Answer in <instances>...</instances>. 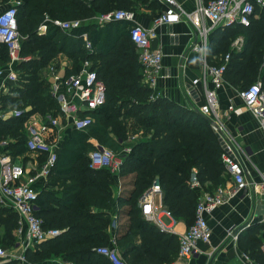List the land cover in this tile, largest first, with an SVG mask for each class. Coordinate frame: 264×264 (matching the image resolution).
I'll list each match as a JSON object with an SVG mask.
<instances>
[{
  "label": "trees",
  "instance_id": "obj_1",
  "mask_svg": "<svg viewBox=\"0 0 264 264\" xmlns=\"http://www.w3.org/2000/svg\"><path fill=\"white\" fill-rule=\"evenodd\" d=\"M18 1L16 21L22 36L20 54L29 57L14 64L21 84L12 86L1 96L4 106L10 105L13 110L21 111L19 115L10 113L0 118V139L11 137L14 140L9 144L10 150L13 153L25 150L27 137L22 126L29 115L59 111L43 72L59 54L70 60L67 74L76 72L82 60L90 59L97 77L104 84L105 102L90 111L97 116L99 126L88 134L98 142L104 140L113 145L114 139L109 131L116 133L121 140L127 137V129L142 128L144 131V138H136L130 144V150L122 156L117 176L126 177L127 181L124 189L113 197L116 175L106 167L90 166L88 152L92 143L84 132L90 130L95 119L86 131L73 130L72 136L62 144V151L58 152L57 161L37 198L36 214L41 217L43 227L57 228L61 233L27 247L26 256L38 264H54L47 259L52 256H60L74 264H111L95 249L100 245L114 244L129 264L172 263L177 257L178 236L146 219L140 211L139 198L153 183L158 184L164 208L171 216L190 226L199 195L198 189L190 185L192 175L207 191H213L228 178L216 134L195 107L153 94L130 39V22L112 20L92 29L95 23L90 21L71 34L48 23L45 32L38 31L45 15L87 19L114 9L137 11L142 6L157 14L160 4L156 0ZM84 31L92 41L91 52L84 47L81 37ZM239 33L244 36L243 47L231 49V42ZM263 51L264 8L255 4L248 24L234 22L213 29L206 54L209 58L214 56L215 63H220L223 56L229 54L223 78L240 90L257 79L264 83ZM0 59L9 61L3 43H0ZM112 212L117 221L120 216L126 218L125 223L116 221L114 242L109 235L114 220ZM17 221L16 211L0 203V241L3 247L15 243ZM260 227L264 229V222L247 225L238 233L237 243L243 253L264 264V250L261 248L264 231L256 234Z\"/></svg>",
  "mask_w": 264,
  "mask_h": 264
},
{
  "label": "built area",
  "instance_id": "obj_2",
  "mask_svg": "<svg viewBox=\"0 0 264 264\" xmlns=\"http://www.w3.org/2000/svg\"><path fill=\"white\" fill-rule=\"evenodd\" d=\"M162 5L160 11L152 18L150 25L145 26L135 21V13L132 10L114 9L98 13L89 18L61 19L50 18L45 15L38 27L40 33L45 32L48 23L58 27L62 31L71 34L84 23L95 20L103 25L112 20H124L130 22V39L137 49L138 61L141 64L143 75L157 95V79L161 76L163 53L160 49L151 47L152 40L157 36V28L160 25L185 20L189 22L197 32V42L192 46L198 52L204 70V95L205 102L199 107V111L211 119V125L224 146L221 151V159L228 175L226 185H218L213 191L203 190L198 195L194 210V220L190 226L178 236L177 259L182 264H188L193 254L197 252L199 241L208 242L211 237V228L207 221L216 207L225 203L229 198L244 195L243 192L258 186L264 200V172H260L258 183L246 177L245 157L247 150L236 144L235 140L226 132L218 114L217 90L224 82L223 71L229 54H225L220 63H210L206 58L208 45V33L215 26H228L234 22L248 24L255 4L264 8V0H194L192 8L187 9L178 0H156ZM18 0H8L0 8V43L6 45L8 50V64L14 65L29 56L20 54V38L17 29ZM84 47L91 52L92 41L89 34L81 33ZM92 61L84 59L76 72L67 74L66 69L70 65L55 64L50 62L46 67L52 77L50 89L58 102L59 111L56 114L48 113L43 121L35 127L30 126L29 137L26 140L28 150L45 155L40 169L33 174H27L22 165L14 163L7 153H0V202H5L8 207L16 211L18 215L17 226L14 229L15 244L27 248L47 238H52L61 233L57 228H44L42 219L36 214L38 191L34 188L35 180L41 176L48 177L49 172L57 161L59 143L62 132L71 127L75 130L86 131L94 122L90 111L101 106L105 102V87L97 77L96 70L92 68ZM262 65L264 66V51L262 53ZM61 72H64L62 74ZM8 80H17V72L12 69L5 72L0 69V76ZM198 79H194L196 83ZM207 82L210 85H207ZM244 106L257 119L259 127L264 131V83L257 79L246 88L237 90ZM231 109L232 106H229ZM14 115L21 111L14 109ZM3 116L0 115V118ZM133 138V136H132ZM92 149L88 153L90 166L93 168L106 167L113 173H118L122 156L130 150L125 146L121 153H115L112 149L91 139ZM190 185L198 187L199 182L195 176L191 177ZM200 187V186H199ZM146 193L145 195H143ZM139 198V208L144 217L160 224L156 212L161 207V188L153 183ZM166 213L170 215L169 211ZM115 223V219L114 222ZM234 239L237 234L229 231ZM112 242H114L112 240ZM96 252L108 258L111 264H129L121 256L118 249L110 245L96 247ZM7 254L6 249L0 246V257ZM245 264H261L247 253H243ZM19 259L25 260L23 255ZM178 263V262H177Z\"/></svg>",
  "mask_w": 264,
  "mask_h": 264
},
{
  "label": "crops",
  "instance_id": "obj_3",
  "mask_svg": "<svg viewBox=\"0 0 264 264\" xmlns=\"http://www.w3.org/2000/svg\"><path fill=\"white\" fill-rule=\"evenodd\" d=\"M178 1L187 9L192 8L194 5V0ZM160 7L162 8L161 4ZM134 13L135 21L145 26L150 25L154 17L147 15V10L144 7L134 11ZM218 26L210 29L208 38L213 29ZM197 36V32L193 26L185 20L167 23L157 28V36L152 40L151 47L153 49L158 48L163 53L161 76L157 79L156 84V90L159 94L172 99L178 104L195 107L199 110V107L205 102L203 87L206 82L204 83V70L200 55L192 48V45L198 40ZM237 36L242 41L241 47L240 45L237 46V40H235L231 43V49L240 50L243 47V34L239 33ZM233 45H236V47ZM206 58L210 63L215 64L214 56L209 58L206 54ZM52 62L56 65L59 63L70 65L69 58L62 54H59L56 61L54 60ZM0 69H3L5 74L12 69L18 72L14 68V65H10L1 59ZM43 72L47 81L50 83L52 77L49 75L47 67L44 68ZM61 73L64 74V72ZM3 76L4 74L0 76V83L3 86L0 87V90L4 94L8 93L12 86L21 84L18 78L12 81ZM194 79H198L196 83H193ZM207 85H210V83L207 82ZM190 90L192 91L191 93ZM217 98L218 114L226 132L233 137L236 144L247 150V156L245 157L246 177L258 183L260 179L259 173L264 172V131L259 127L254 115L242 103L241 98L237 94V89L225 79L222 86L217 90ZM229 106H232V108L230 109ZM12 112L13 109L10 105L4 106L0 96V115L7 116ZM43 119L44 117L40 113L29 115L22 126V130L27 137L26 139L29 137L30 126L35 127ZM209 125L216 134L210 122ZM129 138L128 140L131 144L136 138L140 137L134 133ZM11 142H14L11 137L0 139V153L9 154L12 161L22 165L27 174L36 173L43 164L45 155L30 151L26 146L25 151L13 153L9 148ZM35 156L40 157L42 161L38 160ZM115 175L117 178L116 183H118L120 177L117 176V173ZM192 176L195 175L193 174ZM227 180L228 178L225 180L226 187L230 185H228ZM46 181L47 178L41 176L35 180L33 186L38 193L44 188ZM196 189H198L199 193L205 190L201 185H198ZM243 194H237L229 198L225 203L216 207L210 214H207V221L211 228L210 240L208 242L199 241L197 243L198 251L193 254L188 264H245L247 262L243 257V251L237 243L238 234L237 238L234 239L229 234V231H233L236 226L241 225L249 219L252 221L251 223L264 222V215L261 213L264 210L262 205L264 200L258 186L255 188L251 186ZM258 201L261 203L259 207ZM1 205L8 207L5 202L1 203ZM112 213L114 219L115 213ZM156 217L163 226V228L160 227L161 229L175 233L177 236L189 227L184 220L167 214L162 202L161 207L156 212ZM258 230L260 234L264 231L261 227ZM256 234L259 235V233ZM14 244L3 247L6 249L7 254L0 257V264L6 261L12 262L13 264H38L28 259L26 256L27 248L25 249L22 246L15 247ZM261 248L264 250V239L262 240ZM21 255L25 257V260L19 259ZM58 257L60 259L62 258L60 256ZM170 264L182 263L175 258Z\"/></svg>",
  "mask_w": 264,
  "mask_h": 264
},
{
  "label": "rangeland",
  "instance_id": "obj_4",
  "mask_svg": "<svg viewBox=\"0 0 264 264\" xmlns=\"http://www.w3.org/2000/svg\"><path fill=\"white\" fill-rule=\"evenodd\" d=\"M6 2H3V1H0V8H2L3 6H4V4H5ZM157 6V5H156ZM142 7H144V6H142ZM146 10H147V15H150V16H154L155 14H156V12L154 13L153 12V9H148V8H146ZM154 11H156V9L154 10ZM157 11H158V9H157ZM92 23H95L94 24V26H92V29H96V27L97 26H102L101 24H99L98 22H96L95 20H93L92 21ZM97 25V26H96ZM235 40H237V46L238 45H240V47H241V44H242V41L240 40V39H238V36H236L235 38H233V40H232V42H234ZM231 42V43H232ZM233 46H235L236 47V45H233ZM136 49V48H135ZM136 52H137V49H136ZM17 78L19 79V76H18V72H17ZM0 87H3V86H1V83H0ZM0 92H1V95L0 96H2V95H4V93H2V90H0ZM3 97V96H2ZM43 115V114H42ZM47 116V114H44L43 115V117H46ZM91 116L95 119V122H94V124H93V126L90 128V130H87L86 132H84V133H86V134H88L90 131H94V130H96L97 129V127L99 126V124H98V121H97V116L95 115H93V114H91ZM73 130L74 129H72L71 127H67L63 132H62V134H61V137H60V139H58V143H59V149H58V152L59 151H62V147H63V145H64V141H66L65 139L66 138H68V137H71L72 136V134H73ZM131 132V133H130ZM133 133H135L137 136H139L140 138H144L143 137V134H144V131H143V129L142 128H139V129H136L135 128V130H133V131H130V130H126L125 131V135L127 134V137L126 138H124L123 140H121L120 138H119V136H117V134L116 133H113V132H111V131H109V134H110V137L112 138V139H114V142H113V145H110L109 143H105L104 142V140H101V141H99V142H103V143H105L106 144V146H109V148L110 149H112L115 153H121L122 152V149H123V147H125V146H130V143H129V140L128 139H130L129 138V136L131 135V134H133ZM124 134V133H123ZM129 135V136H128ZM91 139H95L94 137H92V135L91 134H88L87 135V140L88 141H91ZM125 141V142H124ZM122 142H124V144L122 143ZM63 144V145H62ZM123 144V145H122ZM92 145V147H93V144H91ZM121 145V146H120ZM91 147V148H92ZM90 150L91 149H89V152H90ZM25 151V150H24ZM88 152V153H89ZM38 160H41L42 161V159L40 158V157H37V156H35ZM120 177V176H119ZM126 181H127V178L125 177V178H119V182L118 183H116L115 185H114V187H113V189H112V196L113 197H115L116 195H118L123 189H124V187H125V184H126ZM225 184V181L223 182V183H221V184H218V185H224ZM217 185V186H218ZM113 219V218H112ZM119 220L117 221V218H115V223H113L114 222V220H112V222H111V225H110V227H109V235H110V240L112 239L113 240V237H114V231H115V228H116V225H118V224H120V223H125L126 222V218L125 217H122V216H120V218H118ZM116 221H117V223H116ZM111 233H112V236H111ZM259 234H260V232H258ZM0 246L1 247H3V244H2V242L0 241ZM5 246V245H4ZM48 260H51V261H53V263L54 264H74L73 262H71V261H67V260H64L63 258H59L58 256H52V257H50V258H47Z\"/></svg>",
  "mask_w": 264,
  "mask_h": 264
},
{
  "label": "water",
  "instance_id": "obj_5",
  "mask_svg": "<svg viewBox=\"0 0 264 264\" xmlns=\"http://www.w3.org/2000/svg\"><path fill=\"white\" fill-rule=\"evenodd\" d=\"M191 92H192V91L190 90V93H191ZM196 111H197L198 113H200L204 119H206L208 122L211 123V119H210L208 116L202 114L198 109H196ZM218 140H219V142H220L221 147L223 148V146H224L223 141H222L220 138H218ZM145 194H146V193H144L143 195H145ZM143 195H142V197H143ZM258 204H259V205H258V207H259V206L261 205V203L258 201ZM262 205H263V207H264V203H263ZM256 212H257V211H256ZM261 213L264 215V210H262ZM251 222H252V221L249 219V220L245 221L244 223H242L241 225L236 226V227L233 229V234H238L243 228H245V227H246L247 225H249V223H251Z\"/></svg>",
  "mask_w": 264,
  "mask_h": 264
}]
</instances>
